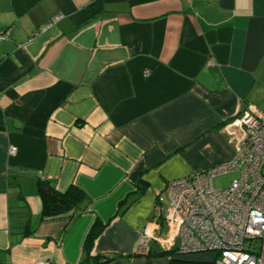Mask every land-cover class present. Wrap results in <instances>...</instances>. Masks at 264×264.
<instances>
[{"label":"crops","instance_id":"crops-1","mask_svg":"<svg viewBox=\"0 0 264 264\" xmlns=\"http://www.w3.org/2000/svg\"><path fill=\"white\" fill-rule=\"evenodd\" d=\"M7 27L0 264H78L95 219L90 255L105 264L206 261L169 249L155 206L170 180L232 157L228 123L264 111V0H0ZM40 179L91 204L19 239L40 214Z\"/></svg>","mask_w":264,"mask_h":264},{"label":"built area","instance_id":"built-area-1","mask_svg":"<svg viewBox=\"0 0 264 264\" xmlns=\"http://www.w3.org/2000/svg\"><path fill=\"white\" fill-rule=\"evenodd\" d=\"M9 34V27L0 29V42ZM223 130L232 157L170 180L159 194L155 208L165 211L163 240L177 255L211 253L206 261L212 264H264V111L246 109ZM225 174L235 177L226 188L215 187L213 179ZM147 246L143 232L136 250L147 252Z\"/></svg>","mask_w":264,"mask_h":264},{"label":"trees","instance_id":"trees-1","mask_svg":"<svg viewBox=\"0 0 264 264\" xmlns=\"http://www.w3.org/2000/svg\"><path fill=\"white\" fill-rule=\"evenodd\" d=\"M36 193L41 201V210L37 219L32 223L26 219L21 225L19 239L34 233L38 222L53 218L70 215L76 217L88 210L91 200L85 193L74 185H69L64 191L56 190L48 181L40 179L36 184ZM104 224L95 219L88 229L83 242V251L85 255L78 264H105L108 258L105 256H91L90 251L94 240L103 231ZM174 253V252H173ZM170 264H212L207 261H186L172 259Z\"/></svg>","mask_w":264,"mask_h":264},{"label":"rangeland","instance_id":"rangeland-1","mask_svg":"<svg viewBox=\"0 0 264 264\" xmlns=\"http://www.w3.org/2000/svg\"><path fill=\"white\" fill-rule=\"evenodd\" d=\"M233 177H235V174L219 175L213 179V183L215 187L224 189L229 185ZM165 197L166 195L163 194V199H165ZM196 255L201 256V258H203L204 260L210 259V257L212 256L211 253H199V254H194L193 256H196Z\"/></svg>","mask_w":264,"mask_h":264}]
</instances>
